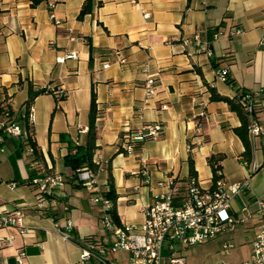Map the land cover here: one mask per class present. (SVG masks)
<instances>
[{"label":"crops","instance_id":"crops-1","mask_svg":"<svg viewBox=\"0 0 264 264\" xmlns=\"http://www.w3.org/2000/svg\"><path fill=\"white\" fill-rule=\"evenodd\" d=\"M85 1L39 0L33 6L31 0H0V105L11 106L24 134L0 136V207L25 211L21 226L0 228V264H15L18 250L25 252L23 264H77L86 238L106 248L115 241L112 231L101 227L103 211L92 200L110 190V176L120 225L140 229L144 208L160 192L158 182L166 177L186 182L190 159L200 185L213 186L210 158L228 184L249 179L229 211L235 218L246 216L244 207L252 213L233 231L247 242V261L264 225V216L254 213L256 202L264 200V0H93L91 13L79 20ZM195 35L209 41L210 55L183 45ZM222 68L228 70L226 83L216 78ZM149 78L155 83L152 95L145 89ZM30 85L65 93L58 102L48 92L36 97L32 124L26 115ZM92 89L98 110L94 189L81 185L64 162L87 143ZM212 89L229 99L241 91H260L255 117L262 134L251 141L255 172L243 160L244 146L233 132L239 118L227 103L211 99ZM25 120L34 131L36 161L21 143ZM153 123L164 126L163 134L136 143L127 154L125 130ZM81 127L85 133H79ZM55 173L64 184L39 206L29 180ZM68 222L71 239L64 240ZM233 233L220 237L228 235L225 243L233 244ZM118 253L124 254L119 263L128 264L124 251L106 252L109 264Z\"/></svg>","mask_w":264,"mask_h":264},{"label":"built area","instance_id":"built-area-1","mask_svg":"<svg viewBox=\"0 0 264 264\" xmlns=\"http://www.w3.org/2000/svg\"><path fill=\"white\" fill-rule=\"evenodd\" d=\"M143 16L149 18L150 14L141 9ZM54 23L55 20L51 15ZM218 35V34H217ZM215 35V37H217ZM184 46L193 45L197 51L205 50L210 55L209 41H202L200 36L195 35L191 39L182 41ZM190 56L191 52L188 53ZM73 56V54H70ZM124 64V61H120ZM109 64L104 63L103 68H108ZM227 68H222L216 72V78L227 82ZM153 78L147 79L145 89L147 94L155 92ZM58 99L65 96L63 89L47 88ZM238 96V95H237ZM260 91L245 92L240 97V103L250 116L248 135L250 141L262 134V127L256 119L252 118L258 107ZM161 109H166L163 105ZM27 119L30 124L34 121L33 109L30 108ZM86 128L81 127L79 133H85ZM5 132L12 137H21L22 129L16 124H8ZM164 132L161 123L147 124L137 131L132 132L126 129L123 135V150L129 154L133 151L135 144L159 138ZM32 152V149H29ZM98 164L97 161H93ZM251 172L256 168L251 163H247ZM214 182L211 188H203L196 176H191L186 182H180L174 177H166L158 182L160 192H158L149 206L144 208V223L140 229L128 225H115L111 219L110 212L113 209V202L106 198L104 194L95 195L92 200L99 203L103 209L101 221L107 230L112 231L115 241L110 247H97L93 242L86 243L82 248V254L77 264H88L95 260L98 264H109L105 256L106 252L116 253L124 251L129 253L130 261L128 264H163L168 260L169 264H186V258L176 250V245L192 246L198 243L215 240L224 234L232 233L237 225L247 222L252 213L244 207L242 212L246 216L235 218L230 214L231 201L242 193L248 185V178L244 182L228 184L222 176L221 169L217 164L214 165ZM146 176V172H141ZM79 183L88 188L94 189L97 186L95 172L89 168L78 169L76 171ZM145 183L150 184L149 178H145ZM64 184L61 174H46L41 177H34L30 180V185L38 193L39 206L46 196H50L54 189ZM11 183L9 186H15ZM257 210L254 212L261 217L264 216V200L256 202ZM25 211L20 208L2 210L0 207V228L8 226H21ZM67 231L62 233L64 240H70L72 223L66 225ZM25 230H23L24 232ZM12 238L6 242L11 243ZM234 248L231 243L222 246V252L227 254ZM170 252V256L163 255V250ZM25 252L18 250L15 255V264H23ZM227 264V263H220ZM240 264H264V225H261L252 243V253L247 261Z\"/></svg>","mask_w":264,"mask_h":264},{"label":"trees","instance_id":"trees-1","mask_svg":"<svg viewBox=\"0 0 264 264\" xmlns=\"http://www.w3.org/2000/svg\"><path fill=\"white\" fill-rule=\"evenodd\" d=\"M32 5L36 6L39 3V0H31ZM92 3L93 0H86L79 12L78 19L82 20L87 14L91 13L92 11ZM51 93L47 88H34L32 85L29 86V96L28 101L26 104V115L29 112L32 102L35 100L36 97L43 93ZM246 91H241L238 93L233 99H229L226 97L220 96L214 89L211 90V99L213 101H223L229 105V108L232 112H234L237 117L239 118L241 125L233 129L235 135L241 140L244 151L242 153V158L246 163H250L253 157V145L249 139L248 135V126L250 124V116L244 110L242 104L240 103V97L245 94ZM64 96L60 99L55 97L56 101L63 100ZM257 109V108H256ZM254 112L252 118L256 119ZM98 115L97 104H96V94L94 90H91V97H90V113H89V127L87 132V143L85 146H77L76 152L74 154H68L65 159V165L70 167L74 171V176H76V171L78 169L89 168L92 169L95 173L99 169V164L93 162V156L96 150V118ZM15 124L17 123L14 112L11 106L5 101L3 104L0 105V136H5V129L8 124ZM25 130H26V137L22 140V146L25 150L32 149V156H34V161L39 158V152L37 148V143L34 140V131L31 125L27 123L25 120ZM5 132V133H4ZM24 134L22 135V137ZM212 167L214 168L215 160L213 158L209 159ZM191 176H196L194 171V163L193 160H189ZM190 176V177H191ZM32 177L30 178V180ZM29 180V181H30ZM111 187L110 190L106 193H103L106 198L110 199L113 203L117 200V195L115 193L114 185L112 183V176H110ZM111 219L117 225H120L118 218L116 216V212L114 209L110 212ZM92 242L91 238H86L84 243Z\"/></svg>","mask_w":264,"mask_h":264},{"label":"rangeland","instance_id":"rangeland-1","mask_svg":"<svg viewBox=\"0 0 264 264\" xmlns=\"http://www.w3.org/2000/svg\"><path fill=\"white\" fill-rule=\"evenodd\" d=\"M101 227L103 228V230L106 229L102 221H101ZM232 233H229V234L232 235ZM233 234L236 237H234L233 240H231L230 242L233 243L234 248L230 250V252L227 254H224L222 252V245L226 241H229L228 235L222 238L220 237L215 240L198 243L192 246H180L178 244H175L176 250H179L180 255L186 258V264H220V263L240 264L241 262L246 261L245 254L247 252L246 250L247 242L243 240L244 239L243 237L239 236L240 235L239 231L236 230ZM242 243H245V244H242ZM163 255L168 257L170 256V252L164 249ZM123 256H124L123 253L115 254V258L117 261H114V263L120 264L119 260ZM163 264H169V261L164 260Z\"/></svg>","mask_w":264,"mask_h":264}]
</instances>
